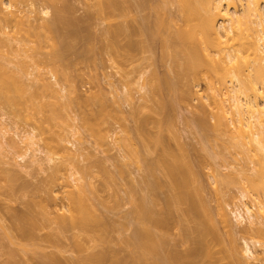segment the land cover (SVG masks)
Here are the masks:
<instances>
[{
  "label": "bare ground",
  "instance_id": "1",
  "mask_svg": "<svg viewBox=\"0 0 264 264\" xmlns=\"http://www.w3.org/2000/svg\"><path fill=\"white\" fill-rule=\"evenodd\" d=\"M26 1L28 2V0ZM144 1H142V5L144 4L143 3ZM47 2H52V1L49 0ZM100 2H102V0ZM114 2H115L114 0H105L103 5L102 3L100 4L102 5L103 8H105L103 9L101 7L103 9L102 11L105 10L104 12H106V10L108 9L107 13L110 11L109 13L111 16H112L111 13H114L113 19H116L117 16H118L117 18H126L128 17V15H130L128 13V10L131 13L132 9L130 11L129 2L128 5H126L127 4L126 2L124 4L125 6L122 5L121 7H117L118 4L117 0H116L117 4H115L116 2L115 3ZM175 2L178 5V9H179L178 20L170 16L169 17L173 20H171L168 16L167 18L166 13L168 11H166L164 7L165 5L160 4L159 6L160 2H158V6H156L157 4L154 5L153 3V6L151 8L154 11L153 13L155 14V19L153 17L154 16L153 14L152 16L153 18H151L150 16L149 18H147L148 19L147 20L146 19L147 16H146L145 18L143 17L145 20L141 18L140 19L141 21L139 22H141L140 23L141 25L142 23L144 24L145 22L146 25L148 26L154 23V30L151 31L153 33L151 35L150 32V35L152 37L154 36L153 39L156 40L159 39L158 41L161 42V46L163 45L162 48L165 49L163 51V54H165V52L167 53V55L165 54L166 56L163 55L165 58L168 56V54L170 56L172 55L171 57H175L171 59L172 63L174 59L176 61L175 64L176 66L174 65L175 61L173 63L175 67L172 66L174 68L173 71L176 72V73L173 72V74L175 73L174 76L176 78L178 79L180 78L181 79L180 81L185 82V83L181 82V85L179 81L177 82L180 85L179 86L180 87L179 92L181 90L180 96L181 97L184 96L182 97V99L185 98L186 103L194 99L203 100L204 98H206L208 100V103L205 102L204 104L200 105L201 107L199 106L200 111L198 115V122L196 121V123L197 125H200L203 130L201 129L200 126L198 127L202 131L208 129V132L210 131L209 129H212L217 134V135L215 134L216 135L215 137L218 136L217 139L215 138L213 140H216V142L220 141L221 143L224 142L223 145L224 148L226 149L228 147L233 148L236 154L235 157H238L240 155L241 159L245 162V164L249 165L250 163L252 165L253 176L252 177L250 176V178L248 177L247 179L248 185L246 187H242V191H243L242 195L243 197H248L250 199L249 203L246 202L244 204L245 208L243 210L237 209L234 211L235 217L238 220V222L241 223L243 220H245L246 219L245 215L248 218L247 220L249 222V226L245 227L246 229L245 233L247 232L246 235H248L249 238L248 236H246L248 240L244 239L245 242L242 251L239 249L238 246L239 244L237 240H235L236 238L235 239L234 237L230 238L229 244H227L220 232L219 223H222L223 226L227 228L230 234H232L230 230H232L233 228L232 227L233 224H231L232 222H231V218H229L228 211L224 207L223 202L222 201H221L222 203L220 202L221 199L219 200L217 206V212H216L218 216L217 219L213 211L208 206L207 201L203 197L202 195L203 193H201L202 187H200L201 183L199 182V178H200L199 169L204 167L203 163L206 161V159L205 161L203 160L204 162L202 161L203 162L202 165L200 164L201 162L196 160L197 158H199L197 157L195 159L197 163L194 164H197L198 169L197 168L195 169V167L197 166H195L190 159H186V157L188 158V156H182L183 152L180 153V155H178L172 152V150L169 149L168 147H164L167 145L166 143L164 144L165 142L163 141L164 138L163 139L161 138V136L163 137L162 134L161 135L156 134L155 138L154 137L151 138V135H149L150 138L152 139L150 140L149 136H147L145 133V135H143L144 139H148L149 141H151V144L153 141L152 144L153 146H161V147L163 146L162 150L164 151L162 153L163 155L161 159L157 162V164L155 162L146 163L150 165L152 163L150 168L151 170L154 169L153 171H151L149 170V166L148 165L146 166V168H148L147 169L148 172L151 171L150 176L153 175L150 181L153 180L154 182L153 181L147 182L148 185L146 184L148 188L152 187L151 190L153 193L150 190L148 191V193H151V196L148 193H146L147 195L146 194L142 195L144 193L138 194V196L140 197L137 198V201L139 199V202L137 203L135 197H133L132 194V199L135 202V206L133 205L134 210L132 209V213H134L135 216L137 215L136 217L138 219L137 220L138 225L135 224L137 227L134 228L136 230L135 232H133L128 236H122L121 238L118 239L116 238L117 239L116 241L113 239V237L110 234V228L115 226L114 224H112V222L108 221L107 217H106L107 219L106 221L105 218L101 217L104 213L102 214L103 210H101L100 207L98 209L100 210L102 215H97L99 210L97 212L96 206L98 205H95V200H93L91 197V195L94 193H87L89 190L88 188L89 182L84 181L85 183H81L80 176L77 178V176H75L76 173L73 175L72 172V175L70 176L71 173L67 172V170H63L64 168L63 164L68 163L65 162L67 160H64L61 161L60 164L58 165H56L57 163L53 165L54 171L53 172L50 171L52 174L50 175L51 178H49V180L50 179L51 180L48 182L49 184L47 185V187L50 185V187H48L49 191H47L46 189L47 191L46 194L48 195V196L46 195L47 197L46 199L40 197H39L40 199L34 198L38 196H34L33 198H31L32 200L30 199V202L31 201L32 202L31 203H28L29 201L27 202L28 203L27 215H26L27 211H23V213L25 212L24 215L16 212L17 209L16 210L14 209L13 212L7 210V212H11L9 213L10 218L12 217L11 223L4 224L5 221H3L2 224L0 223V228H1L0 232L3 233V236H6L4 237L5 239H3V237L1 238L5 242L6 239L8 240L6 242V243L9 242V244H6L7 246L10 245L12 246V247L10 246L11 248L10 247L8 248L9 250L7 251V254L6 252H3L5 253L4 255H7L5 259L4 256H1L3 257L4 260H7L5 264H256V261H259L258 264H264V0H175ZM58 3L60 4V2H57V4L55 2L53 3L56 4V6L54 5L55 8H57V6L61 7L60 5H58ZM239 5L242 6L241 9L239 8ZM7 6L10 7V3L9 5H6L5 0H0V20H1L0 23L3 24L6 23V26L10 27V25L7 24H11V23L13 24L16 18L18 20V16H17L18 14H16L17 12L14 10L11 9H10L11 11L8 10ZM118 6L120 5L118 4ZM126 6H128L127 7L128 10L127 8H125ZM122 7H124V9ZM110 9L115 11L113 12ZM45 10L44 12L47 13V11ZM7 11L8 12L10 11L12 16L11 14L9 15ZM56 11H59L58 12L59 15L63 14L60 13L61 11H63L62 8L61 10L60 8L59 9L57 8L55 9V12ZM116 14L117 16L115 17ZM168 14L169 13H167V15ZM55 16H57V13H55ZM24 20L26 23L27 20L26 19ZM2 21H4L5 23ZM28 21L27 23L30 24L31 26V23H29ZM149 21H151L152 23L150 22L148 24ZM54 22L55 21H53V23L47 22V24H44L46 27H44L43 25L44 22H42V24H40L43 25L42 28L39 25L40 26L39 29H41V31L43 29L42 32L46 31L45 28L47 29L46 33L44 34L40 33V35L42 36L45 35L47 37V33H48L49 38L45 37L46 39H48L45 40L47 41V43L48 41L49 42L51 41V43H48V45H50V48L52 47V45L53 47H55V50L52 47L55 52H53L50 55V57L52 56L51 57L52 61L51 59H49L50 61L49 63H51L50 68H52V76L55 82L54 81H53L54 83L51 81L49 82V79L51 80V78H49L47 81L44 79L45 77H43L42 80L43 79L44 80L43 83H41L42 85L39 84L41 87L43 86V88L45 87L47 90H49L50 93L52 92L51 94L54 95V97L52 96L53 100L55 99V97L59 99V97L62 96V94L59 95L58 93L60 90L58 89V91H56L57 89H54L58 87H52V85L54 84L53 86H55L57 80H61L62 78H66L69 80L70 76L68 77V74H70L69 71L71 69L70 66L72 64L70 62V59L67 58L68 56L66 54L68 53V49H70L68 48L70 47V45H68L70 39L68 43H66L68 47L67 45L63 46L62 47L63 50H59L60 48L56 47V43H58L59 38H57L58 32L55 31L57 28L54 27L55 26ZM57 22H59V20ZM17 23L18 21L15 22V24ZM22 25L24 27L18 25L19 27H21L20 29L24 28L22 30L28 31L26 30V28L28 27L30 28L29 25L25 26L27 24H22ZM146 25L144 24V27L143 25L141 27L138 26L140 32L138 29H136L137 27L135 28L136 31L134 27L131 28V30L133 29L132 31H134L135 34L136 33L142 34L141 28L143 29L145 28L143 30L142 36L144 37L146 34H147L146 36H148L149 32L148 31L146 32ZM34 26H33V31L35 33V31L37 32L38 27L35 28ZM128 26L130 27V25L128 24L125 25V23H119L116 25V27H113V29L115 28L114 34H112L113 32L111 33L109 31L114 38L116 37V39L114 40H117L118 37L117 40L118 42L117 41L114 42V45L116 47L119 45L120 36L124 35V37H126L125 34L127 33L128 35L130 32L131 33L128 36L131 35L133 36L132 34L133 32L129 30L130 28ZM152 26H149L148 28L153 29ZM19 27L17 29L20 32ZM171 29H172L171 31L172 35L169 33ZM29 30L30 32H33L31 31L32 26ZM163 30L164 31L166 30V33L168 31L170 35L164 34ZM53 31H55L54 34ZM0 32H4L3 26H0ZM30 32L28 33L30 34ZM34 33H31L30 35L31 36L36 35ZM154 34H156L157 37L159 35L161 37V40L160 37L156 38ZM40 35L38 34V36H33V37H35L34 40L37 42L38 48L42 49L44 48V46L42 45L44 44L45 41L43 40L44 38H42ZM55 35L56 37H54ZM68 35L69 34H67V36ZM76 35L73 37H76ZM150 35L149 37L145 36V38H143L144 41H146V43L148 44L149 41L151 40ZM146 38H149V40ZM144 41L142 40L143 43L141 44H145V47H147ZM62 43H64V40ZM150 43L152 44L153 41L151 40ZM151 44L148 45V48ZM5 45H7V41L0 38V107L7 106V104L9 105L18 104L15 98H13L12 91L14 92L16 90L17 91L19 90V92L23 91L26 93L25 90H27V88H25L26 87L25 82H23L21 79V76L23 75L22 72L24 71V67L26 63H24L25 61H22L21 63L15 65L7 64V54L3 51V46ZM58 47H59V43H58ZM126 47H125L126 56L127 57L129 56L128 58L131 59L130 57L133 55L135 49L136 48L138 49V45L135 42L133 43V41H129V43L127 42L126 44ZM141 48L142 49L144 48L143 45H141ZM148 48L145 49L147 50ZM16 50L17 49H15V52ZM18 52L19 51L17 50L16 53L19 54ZM169 57L167 58L169 59ZM36 64L34 65L35 67ZM73 64L75 63L73 62ZM38 66L39 64H37V68ZM176 67L177 70H179V72L176 71ZM54 70H55V74H53ZM152 71L153 72L149 74L150 77L148 76L150 79L148 78V81L145 82L146 84L148 83L147 84L148 86L145 87L146 84L145 85L144 83L142 84V87H145L146 90L147 87L149 88V90L147 91L152 97L149 96L148 100L144 98V101L148 102L150 98L151 99L154 98L153 100L155 101V99L157 98L156 99L157 101H155L157 102L156 109L154 110L153 108V110L161 114L162 111L163 112L165 111L166 108L165 102L167 103L168 107L173 106L171 105L172 103L170 104V100H168L169 102L168 104L167 98L162 97L164 96L163 90L165 88L167 89L168 84L169 83L172 84V82L169 76H168L169 79L166 78L167 77L166 75L161 77L158 74H156L155 70ZM31 72H28L27 74L32 75ZM58 75L59 77L61 75L62 78L57 79ZM64 75L67 77H64ZM177 75L180 76L177 77ZM41 77L42 75L40 73L39 78L41 79ZM199 80H204L207 83L206 91L201 92L197 88L199 84ZM173 84L171 86H173L174 88ZM31 85L33 86L34 84ZM40 86H38V88L35 87L36 88L35 92L40 93L43 91L44 93L46 89L41 88V90L42 89L43 90L40 91ZM70 86H73L74 89L70 87L72 90H69V93L71 92L74 96L78 94V92L76 91V86L75 85H70ZM181 86L183 89L181 88ZM50 88L51 90L52 88L54 90L51 91ZM32 91L33 89L31 90L29 88L28 90V93L30 92L29 93L30 96L28 97L29 101L27 99L26 100L30 104H32L34 108L36 107L35 110L37 109V107L40 108V110H36L37 112L41 111L42 113L45 107L50 106L49 110L48 107L45 108L44 111H47L50 117H52V119L54 120L52 126L50 127L46 126L48 127V129L46 128L47 131L49 130L48 134L50 133L51 135L50 137L47 136L48 138H46V139H50L49 141L47 140L46 142L48 143L47 147L50 148L48 149L49 150L57 149L58 151H62L66 153L67 151L65 150H68L69 148H67V145L64 146L65 144L62 143L63 141L65 142L66 139L62 138L64 136L63 135L64 128L61 129V124L64 125V123L62 122L64 121L63 118L65 117L63 116H66V115H62L63 113L61 111L62 107L66 106V105L61 106L62 102H64L63 99L60 97V99H62V101L59 99L61 103L58 102L55 103L54 101L53 103H49L47 101L49 103V104L47 103V106L40 105L41 102L46 103V101L44 102V100L46 99H48L49 101L51 100L50 102H52V98L49 96L51 94L48 95L49 92L45 91L46 92L45 96L46 97L49 96L51 99L46 98L44 96L46 99L44 98V100H42L43 99L42 95L44 94L42 93H40V95L39 93L33 94L34 92L32 93ZM74 91L75 93L76 92L77 93L75 94ZM183 92L184 94H182ZM33 95H38L36 96L37 99ZM98 95L99 97H96L97 93L93 94L92 95L93 98L84 96L82 97L83 99L85 98L84 101L82 98L80 99L81 100L80 102L83 101V105L81 103H78L77 105L79 107L83 106L84 110L86 108L90 110L89 111L88 109H86L88 113L87 111L83 110L85 112L83 113L81 108L80 111H82V115L85 114L84 115L85 118L84 116H82L85 119L84 123H86L87 126L93 129H95L96 127L99 128V126L107 124L106 123L108 121L107 119L109 118L110 120V117L113 118L114 114L116 116L118 114V116L121 117L120 109H116V111L118 110L117 113L116 111H112L111 109H109L110 105L108 106L109 108L106 106L105 107L103 106L102 108V105L104 104L108 105V104L105 103L104 101H100L104 99L103 98L100 99V94ZM39 96L40 98H42L40 99L41 101L39 100ZM77 96H79V94ZM77 96L74 99L77 100ZM147 96L145 95L144 97ZM33 97L35 98L33 99ZM70 97L71 96H69L68 98ZM86 97L88 98L86 99ZM68 98L66 99L70 100ZM89 98L92 100L96 98V101L97 98H99V100L97 101L99 103L97 105L99 109H96L97 107L94 108L95 105L93 104L96 103L95 100H93V102L90 103L92 100H90ZM32 99L34 100V102H36L35 100L38 101L34 103L32 102L33 101ZM88 99L90 100V102ZM185 99H183L182 101L185 102ZM26 100L24 101V103H26ZM71 104H73V102ZM90 104L92 106H90ZM99 105L101 107H99ZM73 106L76 105L74 104ZM86 113L89 115H87ZM112 113L114 114L112 115ZM64 114L66 113L64 112ZM163 114L167 116L166 114H168V112H166V114L165 113ZM44 115L47 117L46 112H44ZM108 115L110 117H108ZM41 117L43 118L44 121V116ZM50 117L49 118L47 117L48 120L51 119ZM211 118L213 119V122L210 120ZM38 120L40 119L38 118ZM38 120L36 124L42 122L41 120L40 122ZM169 120H168V124L170 123ZM148 121L149 120H147V122H144V120L141 121L140 126L142 128H146L147 126L146 123H149ZM2 123L3 122L0 121L1 135L3 134L2 128H4L1 125ZM42 123L40 125H42ZM40 127L39 129L43 131L44 127L43 128L42 126ZM60 129L61 131L62 130L63 131L61 132ZM104 129H101V131L103 130V133H101L100 129H98V134L101 133L104 134L105 136L107 132L109 133L110 129L109 131L108 129L105 130ZM5 131L7 130L5 129ZM47 131H45L46 134ZM104 131H106V133H104ZM45 132L43 131L39 133H41L40 135H42V133L45 134ZM208 132H205V134L210 135V133ZM20 134L21 133H19V135ZM38 134L37 133L35 134L34 132H32V130L29 132H24L22 136H20L21 137L20 141L22 143H25L26 146H28L27 148L31 150L32 149L31 146L35 145L34 144L35 142L34 139L36 138L35 135ZM158 135L160 138L158 137ZM221 135L222 137L223 135L226 136L223 137L224 140L221 137ZM104 136L99 135V137H101L100 140L102 141V143L103 141H105L104 138H106ZM156 137L158 138L156 139ZM206 137L207 139L208 138L210 139V136H206ZM220 138H222V141ZM207 139L204 140L205 144L209 143L211 140V139L208 140L209 141L208 142ZM10 142L11 143L8 142V144L9 145L11 144L13 146L12 147L10 145L12 148H15L14 146L18 145L17 141L11 140ZM210 143H212V140ZM129 146H128L129 149L130 148L133 149V147H131V144ZM132 149L128 151L130 152V156L132 155L131 157L133 159L136 158L137 156H140L138 153L137 154L133 153L134 151L136 152V150L133 149L134 150L133 151ZM27 154H25L22 158H24ZM65 155H63L64 158H66ZM3 156L7 157L6 154H4ZM142 156H143V160L146 162L147 159L145 160L144 158L145 155ZM142 156H140V160L142 159L141 158ZM199 156L202 158V155ZM4 157H0V164L2 166L3 164L7 163V160L4 159ZM205 157L207 158L208 156ZM47 160L49 162L54 160L52 154L49 155V153H47ZM137 160H139V157L137 158ZM36 161L37 160H35V162ZM32 162H34L33 159ZM154 165L155 168L152 167ZM158 167L162 170L163 172L162 174H164L163 176L165 177V182L167 181L166 183L165 182L163 183V180H161L162 178L158 176L160 174L156 173L157 171L155 170H157ZM64 169H66V167ZM67 169L69 170V167ZM4 170L0 169L1 176L5 174ZM245 170L243 172L242 171L240 172L244 173ZM154 171L155 174L153 173ZM245 174H243V178ZM8 175L9 174L7 175L5 174L2 176V178H4V180L7 181L8 180L7 178H10V176ZM236 175L240 177V175L238 174ZM108 176H110V174ZM237 176L235 177L238 178ZM81 177L83 178L82 175ZM229 178L230 180L226 179L224 183L226 182L227 184L228 181L232 182V180L234 179V177L232 178L230 176ZM72 179L74 181V184H72L73 182L72 183L70 182ZM146 179L149 180V178ZM2 180H0V182ZM237 182H243V181L238 180ZM86 183H88V185ZM149 184H151L152 186L150 185L151 187H149ZM243 184L242 186L246 185ZM90 186L91 185H89V187ZM201 186H203V184ZM15 187L17 188L18 186L16 185ZM15 187L13 188V190H15ZM55 187H58V189H56L57 192L55 190ZM163 187L166 188L167 190L164 191L166 194L163 202L161 203V199L159 198L158 194L160 189H163ZM20 188H17L18 190H16V192L19 190L21 191L22 188L21 189ZM10 189L12 190V186ZM89 191L90 192L93 191V186H92V191L91 188ZM132 192H134L135 194L137 190L136 191L132 190ZM43 196L45 198V195ZM147 197H149L150 199ZM59 200L60 202L58 203ZM50 201H53L54 202L53 204H55L56 206L54 207V209L56 210L54 212L57 213H54L56 214V216L53 215V217L50 216V211L52 212V210L49 209H51L50 207L53 208L54 205L52 206L50 204L52 202ZM179 205H185V208H178ZM103 207L104 209L106 208L105 206ZM37 209H39L40 211ZM59 210H61L60 213H58ZM14 211L16 213H14ZM175 211L177 212L180 211V212L178 213L176 212L175 214ZM104 215L106 216V214ZM131 216H133V214ZM175 224H179L180 226L179 228L180 233L178 234L177 237L172 233V226ZM45 229H49L48 230L49 232H46L45 234L43 233L44 235L39 234L41 230L43 231ZM68 233L70 236L73 233V236L71 237H73L74 241L72 240L71 237L69 239L73 241V245L75 248L70 246L72 245V242H70L71 244H67V245H69V248L72 247L76 249V250L73 249L74 251L72 249H69L72 250V254L69 253V255L67 253L68 251L65 252L67 254H65L64 251H61L63 242L69 237L67 235ZM249 239L253 241L252 243L254 246L258 245L259 247L262 248V253L260 255L255 254L253 252L251 241L249 242ZM119 241L122 242L123 244L122 247L124 246L123 248H125L124 250H126L125 254L121 253V250L123 251L121 246H120L121 249L120 247H118L119 249L116 248V245L119 244ZM1 247L3 248V245H1ZM4 248L7 247L4 246ZM66 250H68V248H66ZM1 260L2 259H0V261Z\"/></svg>",
  "mask_w": 264,
  "mask_h": 264
},
{
  "label": "rangeland",
  "instance_id": "2",
  "mask_svg": "<svg viewBox=\"0 0 264 264\" xmlns=\"http://www.w3.org/2000/svg\"><path fill=\"white\" fill-rule=\"evenodd\" d=\"M25 1L26 0H24V1L18 0V2H17V0L16 1L5 0L6 5H9V3H10V7L7 6L8 7L7 9L8 10L11 9V10H14L17 12L16 14H18L17 15L18 20H17V18H16V20L18 21V23L19 22L20 23L15 24V22H17V21L14 20L13 24L12 23L7 24V25H10V27L6 26V23L4 21H2V22H4L5 24L0 23V26L4 27V32H0V38L7 41V45L3 46V51L7 54V64L15 65V64L21 63L22 61H25L24 63H26V64L24 67V71L22 72L23 75L21 76V79L23 82H25V86H26L25 88H27V90H25L26 93L23 91L19 92V90L18 91L16 90L14 92L12 91L13 98H15V100L18 102V104H15V105L7 104V106L0 107V121L3 122L1 125L4 127V128H2L3 138H2V135L0 134V139H2V140H0V157H4L3 156L4 154L7 155V157H4V159L7 160V163L3 164V166L0 164L1 165L0 169L4 170L6 168L7 170L6 169L4 170L5 174L6 175L9 174L8 176H10V178H7L8 180L6 181V180H4V178H2V176L5 174H3L2 176L0 175L1 176L0 180L3 179L0 182V223L2 224V222L5 221L4 224L5 223L10 224L12 217L10 218L9 213L13 212L14 209L15 210L17 209L16 212H18L19 214H24L25 212L23 213V211H27L28 203L32 202V201L30 202V199L33 198L34 196H38V197H34V198L40 197V198L46 199L47 198L46 192L49 191L48 187H50V185L48 187H47V185L49 184L48 182L51 180V179L49 180V178H51V176H50L52 174L51 172L54 171L53 165H55L56 163H57L56 165H58V164H60L61 161L67 160L65 162H68V163L63 164V167L64 168L66 167V169L63 168V170H67V172L71 173L70 176L72 175V172H73V175L76 173L75 176H77V178L80 176L81 183H85L86 181L89 182V185H91L90 187H89L88 183H86L88 185L89 190L91 188V191H92V186H93V191L90 192L87 188V190H88L87 193H94L91 195V197L93 200H95V205H98V206H96L97 212L99 210L98 208L100 207L101 210L104 211V212L102 211V214L103 213L106 214V216L104 214H103L104 215L103 216L99 210L97 215H102L101 217L105 218V221L107 220L106 219V217H107L108 221L112 222V224H114L115 227H111L112 229L110 228V234L113 237V239L116 241L118 238H121L122 236H128V235L132 234L133 232L136 231L134 228L137 227L135 224H137V222H138L137 221L138 219L136 217L137 215L135 216L134 213H132V209L134 210L133 205L135 206V202L132 199V194H133V197H135L136 202L138 203L139 199L137 201V198L140 197V196H138V194L144 193L142 195H145L146 193H148L149 190L152 192V190H151L152 185L149 184V187H151V188H148V186H147L148 185L147 182L153 181V180L150 181L152 179V176H153V175L150 176L151 175L150 172L153 171L154 169L151 170L150 166L154 162L157 164V162L161 159V157L163 155L162 153L164 151V150H162L163 146L162 147L161 146H153L152 145L153 141L151 144V141H149L148 139H144L143 135H145V133H146L147 136L151 135V138L152 137L155 138L156 134H160V135L162 134L163 137L161 136V138L162 139L164 138L163 139V141H165L164 144L166 143V145H167L164 147H168L175 154L180 155V153L183 152L182 156H188V158L186 157V159H190L193 164L197 163V161H195V159L197 157H199V158H197L196 160L201 162L200 164H202L206 159V161L203 163L204 167L199 169L200 171L198 170L200 172V174H199L200 178L198 177L199 182L201 183V185L203 184V186L200 185V187H202L201 193H203L202 194L203 197L207 201L208 206L213 211V213L215 214L217 219H218V216L216 214L217 206H218L219 200L221 199L220 202L222 201L224 207L227 209L228 214H229V218H231V222H232L231 224H233L232 225L233 228L231 227L232 230L229 229L232 232V234H230L229 231L227 230V228L224 227L222 223H219L220 232H221L222 236L224 237L225 242L227 244H229L230 238H232V237H234V239L236 238L235 240H237V242L239 244L238 245L239 249L242 251L243 246H244V242H245L244 239L248 240V238H249V236L246 235L247 232L245 233V230H246L245 227L249 226V222L247 220L248 218L246 217V215H245V218H246L245 220H243L241 223L238 222V220L235 217L234 211L237 209L243 210L245 208L244 204L246 202L249 203L250 199L248 197H243V195H242V192H243L242 187H246L248 185V181H247L248 177L250 178V176L251 177L253 176L252 165L250 163H249V165L245 164V162L241 159L240 155L238 157H235L236 154H235L233 148H229L228 146H227L228 147L227 149L224 148V146H223L224 142H222L223 143L222 144L220 141L216 142V140H213L215 138L217 139L218 136L215 137L217 134L212 129H209L212 132H210V131L208 132V129L206 130L204 127V129H205L204 131L210 133V135H206L205 132L202 131L203 130L202 127L200 125H197L196 121L198 122V115H199V111H200L199 106L201 104H204L205 102L208 103V100L206 98H204L203 100L194 99V100H190L189 101L190 103L189 102L186 103V99L183 98V99H185V102L182 101L183 100L182 97H184V96H182V97L180 96L181 90L179 92V89H180L179 86L181 85V82H184V81H180L181 80L180 78L178 79L174 76L176 72L173 71L174 68L172 66H174L176 64V61L174 59L175 63L173 61V63H174V65H173L171 59L175 58V57H171L172 55L170 56L168 54L167 57L170 56L171 58L170 57H169V59L167 57L165 58L163 55H165V54L167 55V53L165 52V54H163V51L165 50L162 48L163 45L161 46V42L158 41L159 39L158 40L153 39L154 36L153 37L151 36L153 33L151 31L154 30V23L149 25V26L153 25L152 26L153 29L150 28L151 29L150 30L148 28L149 26L146 25V23L144 22V24L146 25V32L148 31L149 35L151 32L150 39L153 41L152 44L150 43L151 40L149 41V44H151L149 46V48H148L149 44L146 43V41H144V39H143V38H145V36L147 34L144 37L142 36L143 30L145 28L144 29L141 28L142 34L141 33L135 34V32L132 31L133 29L131 30V28H133V27H134V29L136 27H137L136 29H138L139 28L138 26L141 27L142 25L144 27V24L142 23V25H141L140 24L141 22H139V21H141L140 20L141 18L144 19L147 16L146 17V19H147L151 16V18L154 17V19H155V14L153 13L154 11L151 9L153 6V3H154V5L157 4L156 6H158V2H160L159 6H160V4L161 5L164 4L166 11H168L167 13H169L167 15V13L165 12L166 17L170 16V17L178 20L179 19V9H178V5L176 4L175 0H146V1L142 0V1H144L143 5H142L141 0H130V1L129 0H127V1L126 0H117L118 4L120 6H118L116 0H114L116 2V3L115 2L114 3L117 4V7H121L126 2H127L126 5H128V2H129L130 11L132 9V11L130 13L128 8H127L128 6H126L125 8H127L128 13L130 15H128V17H126V18H117L118 16L116 14L115 15V17L117 16L116 19H113L114 13H111L112 16L109 13L110 11L107 13L108 9L106 10V12H104L105 10L102 11L103 9H105L102 7L105 0H102V2L104 1L103 3L100 2L101 0L100 1L99 0H62V1L59 0V1H57L56 0L57 2H60V4L58 3V5L61 6V7L57 6V8L58 9L60 8V10L62 8V10L64 11V12L63 11L60 12L61 14L63 13L62 15H59V13H58L59 11L55 12V9H57V8H55L57 2L54 0H50V1H52V2L54 1L56 4H53L54 2L53 3L47 2L49 0H28V2L26 1L28 4ZM101 3H102V5H100ZM131 4H133L134 6ZM26 5H28V6H26ZM122 8L124 9V7H122ZM239 8L241 9L242 6L239 5ZM30 10L33 12H31ZM44 10L47 11V13H45ZM110 10H112V9H110ZM10 11L9 12L7 11L9 13V15L11 14ZM116 12H117V10H116ZM55 13H57V16H55ZM153 14H154V16H153ZM58 15L62 19L59 18ZM11 16H12V14H11ZM24 17H26V18H24ZM57 17H58L59 22H57L58 21ZM19 18H20V20H19ZM24 19H26L27 21L29 20L28 22L31 23V26H32L31 31H33L34 25H35L34 26L35 28L38 27L37 32L39 35H40V33L44 34L47 32L46 28H45L46 31L44 30L45 32H42L43 29L41 31V29H39L40 26L42 28V26L44 24H47V22L53 23V21H55L54 27L57 28L55 31L58 32V33L57 32L56 33L58 35L57 38H59V40H58L59 47H58V43H56V47L60 48L59 50H63L62 47L67 45L66 43H68V41L70 39V42L68 43V45H70V47H68V45H67V47L70 49H68V53H66V54L68 56L67 58H69L70 62L72 63L71 66H73V67L70 66L71 69L68 67L70 69V71L68 69V71L70 72V74H68V77L70 76L69 80L66 78H62L61 75L59 77V75H58L57 79L62 78L63 80L62 79L57 80V83H55V86H53L54 84L52 85V87H58V88H54V89H57L56 91H58V89L60 90L59 93L58 92H56V93H58L59 95L62 94V96H60V97L63 99L64 102H62L61 106L66 105L65 107H62V109H61V111L63 113L62 115L67 116V117L63 116L65 118L62 117L64 120V121L62 120L63 121L62 123H64V125L61 124V129L64 128L63 129L64 130V134H63L64 136L62 138L66 139L65 142L63 141L62 143L65 144L64 146L67 145V148H69L68 150H65V151H67L66 153L62 152V151H58L57 149L49 150L50 148L47 147L48 143H46L47 140L48 141L50 140V139H46V138L51 136L50 133L48 134L49 130L47 131V129H48V127L52 126V124L54 123V120L52 119V117H50V115H49V113H47V111H44V109L48 108V107H49L48 110L50 109V106H47L48 102L53 103V101H54L55 103L56 102L61 103L60 100L62 101V99H60V97H59V99H60L59 100L57 97H55V99L53 100L52 96L54 97V95L51 94L52 92L50 93V91L47 90L45 87L43 88V86L42 87L40 86V85H42L41 83H43L44 79L48 81V79L51 78V80L49 79V82L50 81L55 82V80L52 76V68H50L51 63H49L50 62L49 59H51V57H52V56L50 57V55L53 52H55L54 51L55 47H53V45L51 44L52 47L54 48V50H53V48L52 47L50 48V45H48V43H51V41L50 42L48 41V43H47L46 40H48V39H46V38H49L48 33H47V37L45 35H43V36L40 35L42 38H44L43 40L45 41L44 42L42 40L44 42V44L42 43L43 44L42 46H44V48H42V49L38 48V44L34 40L35 37H33V36H38V34L36 31H35V33H34V31L30 32L29 29L31 28V26H30V24L27 23V21L25 23ZM45 20H46V23H45ZM171 20H173V19H171ZM7 22H9V21H7ZM42 22H44L43 25H40V24H42ZM142 22H143V20H142ZM150 22L151 21H149L148 24ZM21 23L27 24L25 26H28V25L30 26V28L28 27L29 29L26 28V30H28V31L22 30L24 28L20 29L21 27H19L18 25L24 27ZM119 23H125V25L126 24L130 25V27L129 26L128 27L130 28L129 30L133 32L132 33L133 36L132 35L128 36L131 33V32L129 33V31H128V33H129L128 35H127V33L125 34L126 37H124V35L120 36V39H119V45L120 46L118 45L116 47L114 45V42L118 40V37H117V40H114V39H116V37L114 38L112 34H114V29H115V28L113 29V27H116V25ZM133 25H135V26H133ZM17 26L19 27L20 32L18 31ZM44 27H46V26L44 25ZM15 28L18 32L15 30ZM111 29H113V30H111ZM136 29H135V31H136ZM172 29L169 32L170 34H171ZM34 30H36V29H34ZM38 30L41 32H39ZM74 30H76V31H74ZM13 31H15L16 33ZM55 31H53V34ZM109 31L111 33L112 32L113 33L111 34ZM28 32H30V34L34 33L36 35L32 34L33 36H31ZM139 32H140V30H139ZM169 33H168V31L166 33V30L164 31V34L170 35ZM67 34H69V35L67 36ZM74 34L75 35L78 34V35H76V37H73V36H75ZM149 35L146 37H149ZM154 35L156 38L160 37L159 35H158V37L156 34H154ZM65 36L68 38H66ZM164 36H167V35H164ZM54 37H56V35ZM62 39L64 40V43H62L63 42ZM146 39L149 40V38H146ZM142 40L144 41V43H146L147 47H145V44H141V43H143ZM160 40H161V37H160ZM112 41H113V44H112ZM129 41H133V43L135 42L138 45V49L137 48L135 49V51L133 52V55L130 57L131 59L128 58L129 56L128 57L126 56V50H125L127 48L126 44H127V42L129 43ZM71 44H72V46H71ZM139 45H140V48H139ZM141 45H143V47H144L143 49H145V48H148V49L143 50L141 48ZM123 46H125L126 48ZM15 49H17L19 51L18 52L19 54L16 53L17 50L15 52ZM73 49H74V52H73ZM49 52H51V53H49ZM26 53L28 56L26 55ZM48 57H50V58H48ZM53 59H54V57H53ZM51 61H52V59H51ZM73 62L75 64H73ZM34 63L39 64L38 68H37V64H36V67L34 66L35 65ZM52 65H53V62H52ZM54 65H55V63H54ZM54 68H55V66H54ZM152 70H155L156 74H158L161 77L166 75L167 76L166 78H168V76H169L172 84L174 83L173 84L174 88H173V86H171L172 84H170L168 81V83L170 84V85L168 84L169 88L167 86V89L165 88L164 89L165 91L163 90L164 96H162V97H166L167 102H168V100H170V104L172 103L171 105H173V106L168 107L167 103L165 102L166 106L165 105L164 106L166 108H165V111L164 112L162 111V112L165 114H166V112H168V114H166L167 116H165L162 112L160 114V113H157L156 111H154L156 109V103L157 102H155V101H157L156 100L157 98L155 99V101L153 100L154 98H152V99L150 98V100L148 102L144 101V98L148 100V97L151 96L149 94V92L147 91V90H149V88L147 87V90L145 88L146 86H148L147 85L148 83L146 84L145 82L148 81V78L150 77L149 74H151V72H153ZM176 71L179 72V70H177V67H176ZM28 72H31L32 75H28L27 74ZM173 72H175V73L173 74ZM40 73L42 75L41 79L39 78ZM53 74H55V70H54ZM178 76H180V75H177V77ZM43 77H45V78L42 80ZM64 77H67V76L64 75ZM132 79H133V81H132ZM178 81H179L180 85L177 83ZM143 83H144V85L146 84L145 87H142ZM31 84H34V85L32 86ZM70 85L76 86V91L78 92L79 96H77L78 94H76L77 92L75 93V91H74V93L76 94L75 96L71 92L69 93V90L74 89L73 86H70ZM177 85H178V87H177ZM38 86H40V91H42L43 89H46L45 91L49 92L48 95L51 94L49 96L52 98V102H50L51 100L49 101L48 99H46V98L51 99L49 96H47V97L45 96L46 92L45 91H44V93H43V91L40 92L44 95H42L43 99L40 98V96H39V100L40 99L44 100V98L46 97L45 98L46 100H44V102L46 101V103L41 102L40 105L47 106L44 109L41 108V109H43L42 113H41V111H38L40 113H38L36 111V110H40V108L37 107V109L35 110L36 107L34 108L32 106V104H30L28 102L29 101L28 97L30 96L29 93L31 92L30 91L28 93L29 88L31 90L33 89V91H32V93L34 92L33 94H37L39 92H35V89H36L35 87L38 88ZM170 86L172 89L170 88ZM70 87H72V89ZM41 88H43V89L41 90ZM175 88H177V89H175ZM181 88H182V86H181ZM197 88L201 92H204L207 90V83L204 80H199V84H198ZM54 89L52 88V90H51V88H50L51 91H53ZM13 90H15V89H13ZM37 91H38V89H37ZM40 93H39V95H40ZM91 93H92V95L97 93L96 97H99L98 94H100V99L101 98L104 99V100H100V101H104L105 103L108 104V105H106V104L102 105V108H103V106L108 107L110 105L109 106L110 108L109 107L108 108L111 109L112 111H116V109H120L121 110V113H120L121 117L118 116V114H117L118 110H117L116 111L117 113L116 112L115 113L117 114L118 117L114 113H112V115L114 114V116H116V117L113 116V118H111L108 115V117H110V120H109V118L107 119L108 120L106 122L107 124L101 125V126H99V128L94 127L95 129L87 126L86 123H84V120H85L84 115L85 114L82 115V111L84 110V108H83V106L79 107L77 105H78V103H81L83 105V101L85 98L83 99L82 97H84V96L92 97ZM147 93H148V96H147ZM68 94H70V95H68ZM182 94H184V92ZM63 95H65V96H63ZM145 95L147 97H144ZM33 96L36 97L38 95H33ZM56 96H58V95H56ZM69 96H71V97L68 98ZM76 96H77V100L74 99V98H76ZM35 97H33V99ZM72 97L74 100L72 99ZM88 97H86V99ZM56 98H57V100H56ZM66 98H68L70 100H67ZM81 98L83 99L82 102H80ZM36 99H37V97H36ZM25 100H26V103H24ZM65 100H66V102H65ZM90 100H92V99H90ZM90 100H89V102H90ZM93 100H95V102H96L95 104H93V105H95L94 108L97 107L96 109H99L97 106L99 104L97 102L99 100V98H97V101H96V98ZM93 100L90 103H92ZM164 100H166V99H164ZM35 101L37 102L38 100H35ZM67 101L68 102L70 101L71 103L73 102V104H71L70 102L68 103ZM32 102H34V100ZM36 102H34V103H36ZM38 104H39V102H38ZM74 104L76 106H73ZM168 104H169V102H168ZM40 105H38V106H40ZM90 106H92V105L90 104ZM99 107H101V106L99 105ZM81 108H82V111H80ZM153 108H154V110H153ZM86 109H88V108H86ZM86 109L84 111H87ZM109 109H107V110H109ZM162 110H163V108H162ZM84 111H83V113H85ZM44 112H46L48 118L49 117L51 118L50 120H48V118L44 115ZM64 112L66 114H64ZM80 112H81V114H80ZM159 112H160V110H159ZM87 113H88V111H87ZM87 115H89V114H87ZM41 116H44L45 123H44L43 118ZM82 116H84V118ZM38 118L44 124L42 122H40V120H38ZM45 118H46V120H45ZM146 119L149 120L148 121L149 123H146L147 124L146 128H142L140 126V123L143 120H144V122H147ZM37 120L40 123L36 124ZM168 120L170 122L169 124H168ZM210 120L213 122L212 118ZM108 122H110V123H108ZM41 123H42V125H40ZM103 123H105V122H103ZM36 125L38 128L36 127ZM38 125L42 126V128L44 127L43 131L44 132L47 131V134L45 132V134L42 133V135H40L41 133H39V132H43V131H41V129H39L40 126H38ZM46 126H48V127H46ZM198 126H200L202 130ZM104 128L108 129V131L110 129L109 133L107 132V134L105 136H104V134H101V133H103V130L101 131V129H104ZM5 129L7 131H5ZM61 129H60V131H61ZM98 129H100V131H101V133H99V134H98ZM31 130L35 134L39 133L38 134L39 136L35 135V137H36L34 139L35 145L31 146L32 149L30 150L27 148L28 146H26L25 143H22L20 141L21 140L20 136H22V134L24 132H29ZM19 133H21V134L19 135ZM104 133H106V131H104ZM99 135H103L104 137H106V138H104L105 141H103V143L100 140V138L102 136L99 137ZM206 136H210L212 143H210L211 140L209 138L207 139ZM158 137H159V135H158ZM158 137H156V139ZM221 137H222V135H221ZM223 137H226V136L223 135ZM149 138H150V136H149ZM151 138H150V140H152ZM222 138H220L221 141H222ZM205 139H207V141L210 140V142L208 141L209 143L205 144L204 143ZM227 139H228V137H227ZM11 140L17 141L19 146L17 145L18 147L14 146L15 148H12L13 146L10 144L12 146L11 147L8 144V142L11 143L10 142ZM223 140H224V138H223ZM1 142H2V144H1ZM130 144H131V147H133V149L136 150V152L132 148H130V149L128 148V146ZM131 149L134 151L133 153H136V154L138 153L140 156L145 155L144 158H145V160L147 159L146 162L143 160V156L141 157L142 158L141 160H140V156H137L136 158L133 159L131 157L132 155L130 156V152L128 151ZM229 149H231V150H229ZM32 151L35 152L37 154V156ZM24 153L25 154L28 153V154L24 158H22L25 155ZM47 153H49V155L52 154V156L54 157L53 161L49 162L47 160ZM32 154H34V155H32ZM136 154H135V156H136ZM30 155L32 157L33 156L34 157L32 158ZM63 155H65V157L67 159L64 158ZM199 155H202V158L203 157L204 158L202 159ZM204 155L208 156V157L206 158ZM135 156H133V157H135ZM138 157H139V160H137ZM31 158L33 159L34 162H35V160H37V161L34 163V162H32ZM62 158H64V159H62ZM148 162L149 163L152 162L151 165L146 164ZM147 165L149 166V170H151L149 172L147 170L148 168H146ZM194 165L197 166V164H194ZM202 165H201V167H202ZM68 167H69V170L67 169ZM152 167L155 168V165ZM196 168L198 169V166L195 167V169ZM120 170H121V172H120ZM244 170H245L244 173L240 172V171L243 172ZM155 171H157L156 172L157 174L159 173L161 175V176L160 175H158V176L162 178L161 180H163V183H164L165 177L163 176L164 174H162L163 173L162 170L158 167L157 170H155ZM155 171L153 172L154 174H155ZM69 173H68V175H69ZM109 174H110V176H108ZM236 174L240 175V177L237 176ZM243 174L246 175V176L244 175V178H243ZM81 175L83 176V178L81 177ZM211 175H213V176H211ZM234 175L237 176L238 178H236ZM247 175H249V176H247ZM229 176L232 178L234 177L233 180L231 179L232 182L228 181L227 184H226V182L224 183V181H226V179L230 180ZM215 177H217V178H215ZM146 178H149V180ZM239 178H241V179H239ZM235 180H236V182H235ZM238 180L239 181L241 180L243 182H237ZM8 181H9V183H8ZM246 181H247V183H246ZM70 182L71 183L73 182L72 184H74L73 179ZM243 183L246 185H244ZM242 184L244 186H242ZM16 185L18 186L17 188H20V187L22 188V189L20 188L21 191L19 190L16 192V190H18L15 187ZM11 186H12V190L10 189ZM14 187H15V190H13ZM46 189H47V191H46ZM56 189H58V187H55V190ZM132 190H134V191L137 190V192H136L137 195H136V193L134 194V192H132ZM166 190L167 189L163 187V189H160V191H159L158 196L161 199V203L163 202V200L165 198L166 193L164 191H166ZM14 192H16V193H14ZM56 192H57V190H56ZM42 194L45 195V198ZM148 194H150V196H151V193H148ZM41 195H42V197H41ZM93 197H95V198H93ZM141 197H143V196H141ZM152 197H153V195H152ZM147 198H149V197H147ZM50 202H52V203H50L52 206L54 205L53 208L50 207L51 209H49V210H52V212L50 211V216L53 217V215L56 216V214H54V213H57V212H54V211H56L54 209V207H56V206H55V204H53L54 203L53 201H50ZM59 202H60V200L58 201V203ZM103 206H105L106 208L104 209ZM178 208H185V205H179ZM7 210H9L11 212H7ZM37 210H39V209H37ZM180 211H178V212H180ZM16 212L14 211V213H16ZM60 212H61V210L58 211V213H60ZM176 212L177 211H175V214H176ZM27 213H28V211L26 212V215H27ZM131 213L133 214L134 217L131 216L132 215ZM13 220H14V218H13ZM243 227H244V229H243ZM179 228H180L179 224H175L172 226V233L176 237L180 233ZM241 229H243L244 231ZM48 230L49 229H45L43 231L41 230L42 233L40 232L39 234L44 235L46 232H49ZM73 233L72 234L70 233L71 236H73ZM0 234H1L0 238L3 237V239H5L4 237H6V236H3V233H1V232H0ZM67 235L69 236L68 239L65 238L66 240L64 242L62 241L63 239L61 240L63 242L61 251H64V253L68 251L67 253L69 255V253L72 254V250L75 247L73 245V241H74L73 237H71L69 235V233ZM246 236H248V238ZM70 237L72 238L73 241L71 239H69ZM3 239L2 238L0 239V242H2L0 244L3 245V248H4V246L7 248H4L5 249V251H4V249L0 245V252H1L0 253V259H2L0 261V263L2 261H4L2 263L5 264L7 262V260H4V259H5V257H7V255H4L5 253H3V252H6V254H7V251L9 250L8 248L11 245L7 246L6 244H9V242L6 243L8 240L6 239V242H5ZM250 241H251L253 252L255 254L260 255L262 253V248L259 247L258 245L254 246L252 243L253 241L249 239V242ZM70 242H72V245H70V246H72L74 248H72V247L69 248V245H67V244H71ZM65 244H66V246H65ZM122 245H123L122 242L119 241V244L116 245V248L119 249L118 247H120V246L122 247ZM64 247L68 248V250H66V248H64ZM121 247H120V249H121ZM123 247H122L123 251L121 250V253L125 254L126 250H124L125 248H123ZM180 248H181V246H180ZM69 249H72V250H69ZM74 250H76V249H74ZM67 253H65V254H67ZM1 256H4V259ZM258 262L259 261H256V264H258Z\"/></svg>",
  "mask_w": 264,
  "mask_h": 264
}]
</instances>
